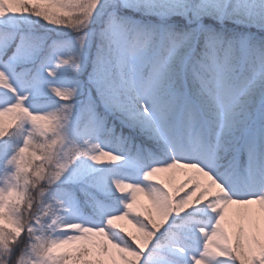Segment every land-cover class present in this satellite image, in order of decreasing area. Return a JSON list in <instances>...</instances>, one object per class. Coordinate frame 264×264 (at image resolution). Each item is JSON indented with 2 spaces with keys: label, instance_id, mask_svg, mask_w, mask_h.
<instances>
[{
  "label": "snow or ice",
  "instance_id": "obj_1",
  "mask_svg": "<svg viewBox=\"0 0 264 264\" xmlns=\"http://www.w3.org/2000/svg\"><path fill=\"white\" fill-rule=\"evenodd\" d=\"M0 264H264V0H0Z\"/></svg>",
  "mask_w": 264,
  "mask_h": 264
},
{
  "label": "rangeland",
  "instance_id": "obj_2",
  "mask_svg": "<svg viewBox=\"0 0 264 264\" xmlns=\"http://www.w3.org/2000/svg\"><path fill=\"white\" fill-rule=\"evenodd\" d=\"M141 199H143V198H141ZM130 227V226H129Z\"/></svg>",
  "mask_w": 264,
  "mask_h": 264
}]
</instances>
